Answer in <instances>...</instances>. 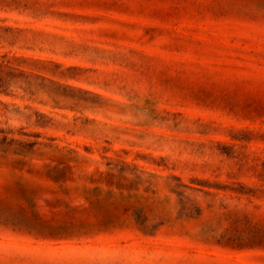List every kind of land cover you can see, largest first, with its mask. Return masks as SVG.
I'll return each mask as SVG.
<instances>
[{
    "label": "rangeland",
    "instance_id": "obj_1",
    "mask_svg": "<svg viewBox=\"0 0 264 264\" xmlns=\"http://www.w3.org/2000/svg\"><path fill=\"white\" fill-rule=\"evenodd\" d=\"M0 264H264V0H0Z\"/></svg>",
    "mask_w": 264,
    "mask_h": 264
}]
</instances>
